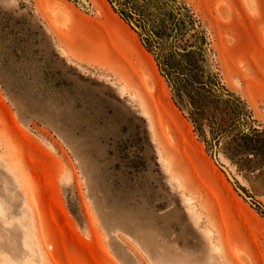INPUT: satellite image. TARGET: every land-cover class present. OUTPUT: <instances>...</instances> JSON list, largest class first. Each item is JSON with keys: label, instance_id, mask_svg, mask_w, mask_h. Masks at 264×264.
Returning a JSON list of instances; mask_svg holds the SVG:
<instances>
[{"label": "rangeland", "instance_id": "374dc122", "mask_svg": "<svg viewBox=\"0 0 264 264\" xmlns=\"http://www.w3.org/2000/svg\"><path fill=\"white\" fill-rule=\"evenodd\" d=\"M214 149L264 208V0H0V264H264Z\"/></svg>", "mask_w": 264, "mask_h": 264}, {"label": "water", "instance_id": "95a60500", "mask_svg": "<svg viewBox=\"0 0 264 264\" xmlns=\"http://www.w3.org/2000/svg\"><path fill=\"white\" fill-rule=\"evenodd\" d=\"M215 148V146H214ZM212 158L215 162V164L222 170V172L225 174L227 180H229V182L232 184V186L234 187V189L245 199L247 200L252 206L258 207L261 210H263L264 212V208L262 207V205L253 200L251 197L247 196V194L244 192V190L237 184L235 178L232 176V174L229 172V170L223 165L220 164L218 159H217V155L215 152V149L213 150V154H212Z\"/></svg>", "mask_w": 264, "mask_h": 264}, {"label": "bare ground", "instance_id": "6f19581e", "mask_svg": "<svg viewBox=\"0 0 264 264\" xmlns=\"http://www.w3.org/2000/svg\"><path fill=\"white\" fill-rule=\"evenodd\" d=\"M52 15H53L52 16L53 17V20H52L53 25H57L58 26V24L61 25L63 23V20L68 16V13L66 12V10L63 7H60V6L56 5V8L53 10ZM146 82H147V80H146ZM148 85H151L150 81L148 82Z\"/></svg>", "mask_w": 264, "mask_h": 264}, {"label": "snow or ice", "instance_id": "6c2138e0", "mask_svg": "<svg viewBox=\"0 0 264 264\" xmlns=\"http://www.w3.org/2000/svg\"><path fill=\"white\" fill-rule=\"evenodd\" d=\"M220 119H221V120H223V119H224V114H222V115H221Z\"/></svg>", "mask_w": 264, "mask_h": 264}]
</instances>
